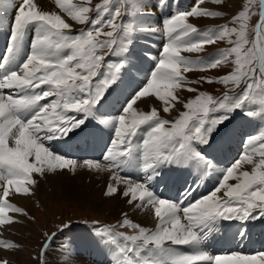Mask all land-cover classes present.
Masks as SVG:
<instances>
[{
	"label": "snow or ice",
	"instance_id": "1",
	"mask_svg": "<svg viewBox=\"0 0 264 264\" xmlns=\"http://www.w3.org/2000/svg\"><path fill=\"white\" fill-rule=\"evenodd\" d=\"M204 2L196 0L190 10L177 11L163 26H155L145 25L139 19L141 14L150 12L146 0H104L96 6L95 18H90L91 9L87 6L77 5L72 0H56L73 21L89 25L71 34L65 31L71 26L60 15L38 10L34 0H20L18 7L14 0H0V23L7 21L10 9L16 10L9 48L0 65L4 68V75L0 76V226L16 222L8 215L9 210L28 215L23 208L8 202L12 186L16 194L30 196L37 183L33 173L43 176L46 171H75L77 160L53 153L45 144L81 127L107 88L119 78L124 64L106 65V56L118 54L117 50L124 52L141 32L158 33L165 39V45L161 55L155 58L157 67L146 86L124 106L118 117L100 120L105 127L114 129V139L103 157L106 163L87 160L81 165L112 172L116 185L121 182L127 185L122 195L129 198L128 203L138 201L136 208H150L158 221L157 227L153 231L125 219L121 227L138 230L135 234L118 232L99 222L94 224L95 232L112 248L113 264H264V253L212 255L202 247L214 226L222 220L246 222L264 217V127L246 140L245 154L223 170L220 183L209 195L193 200V189H189L184 196L189 203L185 204L183 200L172 202L160 198L148 187L152 176L158 174L159 166L184 158L196 160L214 171V166L195 145L207 144L211 134L232 111L242 109L247 115H259L264 120V0H248L244 9L232 17V22L239 27L224 25L201 32L188 22L189 17L222 15L200 7ZM213 2L223 4L224 0ZM160 3L161 7H166L168 0H160ZM257 5L258 11L254 10ZM126 6L130 11L122 12ZM122 14L132 19L117 22ZM257 14L260 22L255 28L256 38L250 41L248 21ZM32 24L37 26V35L31 52L20 62L25 33ZM105 28L111 30L104 31ZM225 39L233 46L221 50L211 61L182 55L183 52L199 53L205 45ZM65 51L67 55H63ZM18 63V67H9ZM228 63L234 64L233 70L215 82L226 87L231 85L230 91L243 83L244 89L235 96L225 94L217 98L199 91L194 99L183 104L186 110L175 120L162 118L156 108L144 112L134 107L141 98L154 95L163 102V111L167 113L173 102H179L175 95L177 89L197 92L198 89L189 85L213 82L190 81L184 73L216 69ZM104 68L107 69L104 78L94 83V78ZM4 89L12 90L11 94L5 95ZM49 97L54 98L41 103ZM250 104L258 106L259 112L250 110ZM221 110L223 115H212ZM69 112L83 113L84 119L68 115ZM141 131L144 138L137 144L134 138ZM138 150L142 151L144 182L120 175L122 167ZM257 154L259 160L254 159ZM242 163L252 165L253 170L239 171ZM230 180L236 183H229ZM116 185L109 184L104 195L114 197L118 193ZM222 190L223 195H218ZM69 226L70 223L64 224L61 230ZM178 245L189 246L192 251H180L175 247ZM48 246L45 243L41 255ZM0 247L18 249L20 245L0 239ZM0 264H8V261L0 260Z\"/></svg>",
	"mask_w": 264,
	"mask_h": 264
},
{
	"label": "bare ground",
	"instance_id": "2",
	"mask_svg": "<svg viewBox=\"0 0 264 264\" xmlns=\"http://www.w3.org/2000/svg\"><path fill=\"white\" fill-rule=\"evenodd\" d=\"M53 0H34L38 8H45L46 10H53ZM20 1H14L18 7ZM195 2V0H176L173 8L169 13L164 12L165 20L161 19L157 12L158 0H146V5L150 9L147 14H141L139 16L140 21L145 25L163 26L164 22L177 11H183L188 5ZM53 5V6H52ZM153 5V7H152ZM152 7V8H151ZM200 7L208 8L207 3L204 2ZM210 8V6H209ZM153 9V10H152ZM11 13L16 14L14 8L9 10ZM44 11V10H43ZM154 19H156L154 21ZM13 23L12 14L11 18H8L4 23H0V39L4 42H8L10 38V25ZM36 25L32 24L28 27L24 37L23 50L20 58L22 62L27 54L24 53L25 47L28 53L31 52L27 45L35 38L33 35L36 30ZM37 35V32L35 36ZM8 40V41H7ZM165 41L158 33H146L141 32L136 35L132 41L131 50L133 53L140 54L138 60L130 58L129 50H125L118 54H109L106 56L105 63H123L124 68L119 74V78L111 84V87L107 88L106 92L111 95L106 100L97 103L93 109L92 115L88 116L84 120L81 127L75 129L74 133L80 131L81 133L75 138H68L64 136L60 139H52L47 141L45 146L48 147L53 153L59 154L63 157L77 160L78 164L75 171H69L67 169L57 170V172H45L43 176L33 173V178L37 181L33 192L30 196H23L15 193V187L9 189L8 202L15 204L18 207L23 208L26 212L28 204L32 198L38 200L39 195L45 193L48 187L54 195L75 198L76 200L83 202H93L96 199H101L106 203V210L108 214H116L122 218L129 217L131 220H135L140 223V226L152 229L153 231L157 227V219L154 217L152 210L144 208H136L135 204L128 203V199L122 195V192L126 189L127 185L123 182L116 185L113 180V173L110 171H97L95 169L81 166L84 161L89 159H81L77 156L78 152L86 149L92 140H106L108 144L104 150L107 153L108 145L110 147L114 138V129L105 127L100 123L101 119L109 117H118L124 106L147 84L151 74L157 67V60L155 58L161 55L162 43ZM1 42V41H0ZM32 45V44H30ZM6 46V45H5ZM0 46V60L5 56V53ZM8 49V48H7ZM204 50V49H203ZM203 52V51H202ZM206 52V51H205ZM204 52V53H205ZM67 51L63 55H67ZM215 57V55L213 54ZM206 55H203L205 58ZM201 57H195V60H200ZM194 60V59H193ZM125 69V70H124ZM123 72V73H122ZM105 71L101 70L98 80L104 78ZM190 85L189 87H191ZM179 90L188 95L189 91L186 88ZM5 95L11 94L12 90L4 89ZM39 91V89L37 90ZM176 93V92H175ZM181 93V94H182ZM183 95V94H182ZM54 97H52L53 99ZM47 102V101H46ZM134 107L138 111L149 112L152 108H156L158 111L162 110L163 102L158 97L151 95L147 98H141L137 101ZM259 112V111H258ZM68 115H73L69 112ZM81 116L78 119H83ZM90 127L92 134L89 135L85 132V129ZM146 127V126H145ZM264 127V120H261L259 115L257 117H239L233 122L230 127L221 134V137L212 143L207 145L196 144V150L203 153L208 158L211 164L214 166V171H209L206 166L199 164L193 159H181L170 163H165L156 169L157 174L152 176L151 182L148 185L150 190L160 198L176 200L181 196H185V193L189 189H193L191 192V198L198 196L203 192L208 195L215 190L220 183V176L222 171L229 166L232 161V155L241 158L246 151V140L254 134H257L261 128ZM144 138V131H141L137 137L134 138V142L137 144L142 143ZM259 154L254 159L259 160ZM133 163V171L140 174L141 182L146 179V174L143 172V160L142 151H136L130 158ZM93 162H99L105 164L104 160H91ZM30 162H32L30 158ZM253 166L247 163H242L239 171L251 172ZM121 176L126 179L132 178V173L128 166L124 165L120 172ZM136 182V181H135ZM229 183L235 184V180H230ZM109 184L116 185L118 187V193L114 197H106L104 195ZM218 195H223V190ZM207 196V195H206ZM187 204L189 200H186ZM28 209V208H27ZM28 213V212H27ZM112 214V215H113ZM127 214V215H125ZM256 213H254L255 215ZM8 215L13 218L14 223L11 225L0 226V235H5L7 230L14 232H20L21 229L26 228L27 223L24 215H17L14 211L9 210ZM249 219L246 222L235 220L232 225H224L219 222L214 226L213 232L207 238V241L202 245L203 249L211 254V250L215 247L221 250H229V254L240 253L246 256H256L260 253H264V217L254 219L251 222ZM19 221L23 223L20 225ZM25 224V225H24ZM240 233H243L241 235ZM7 237V236H6ZM60 239L52 241L51 252H46V256L43 260V264H113L114 252L110 246H107L105 242L97 236V234L91 236L89 232L80 231L74 238L66 236L63 238V245L59 242ZM62 242V241H61ZM241 244V248L236 250V245ZM61 245V246H59ZM66 245V246H65ZM206 245L211 246L210 250L206 248ZM178 250L186 252V248H181L180 245L175 246ZM58 249V251H55ZM63 252L61 253L60 250ZM53 256V253H55ZM92 252V253H91ZM7 257L11 258L13 253L8 251H1ZM217 255H221L218 253Z\"/></svg>",
	"mask_w": 264,
	"mask_h": 264
},
{
	"label": "rangeland",
	"instance_id": "3",
	"mask_svg": "<svg viewBox=\"0 0 264 264\" xmlns=\"http://www.w3.org/2000/svg\"><path fill=\"white\" fill-rule=\"evenodd\" d=\"M14 1L16 2L20 0H14ZM72 2L77 5H83V6H87L91 8V12L93 13L94 12L93 8H96L97 5L102 4L104 0H72ZM205 2L207 3L208 10L220 12L222 13V15L218 17H206V16L205 17H195V16L189 17L188 22L193 24L195 27H198V30H200L201 32L207 29L215 30L224 25H227L229 28L239 27L238 24H234L232 22V17L237 15L240 11L244 9V6L248 3V0H224L223 4L214 3L213 0H205ZM52 3L54 5V6L52 5L53 10H46L45 8H42V10L41 8H38V10L40 11L44 10L50 13L55 12L56 14L60 15L65 20V22L71 26L70 29H74L78 27L79 25L82 27H85V25L78 24L76 21L71 20L70 16H68L70 18L67 20V15L61 13L58 10V8L60 10L62 9L57 5L56 0H53ZM193 4H195V2L188 5L185 8V10H190ZM254 10L258 11V5L254 8ZM129 11L130 9L127 8L123 12H129ZM10 13L11 12L9 11L8 18H11ZM95 16H96V10H95V13L93 14V17ZM127 16L130 17V15H127ZM257 17H258L257 15H253L248 21V27H249L248 39L250 41L253 40V38L251 37V34H252L251 31L253 32L254 22L257 19ZM120 18L121 17L117 18V22L119 21ZM155 20L156 19H154V21ZM110 30H107V31H110ZM9 33L11 36V30ZM34 33L36 34V30L34 31ZM35 34L33 35L34 37H35ZM233 39L235 40V37H233ZM0 41H1L0 46L1 48H3L2 50L6 54L7 48H9L10 40L8 42H4V40L0 39ZM32 43H33V40L30 41L27 45V47L29 46L28 49L30 50H31L30 44ZM232 46L233 45H230L226 39L218 40L213 44L205 45L203 52L202 51L199 53L183 52V54L187 57H190V59L193 58L195 60V57H196L195 55H200L207 50H211L215 47H219L220 50H226ZM131 47H132V44H130L127 47L126 51L129 50L130 55H132L130 58H132L133 60H138V57L140 54L133 53L131 50ZM220 50L218 51L214 50V51L219 53ZM24 53L28 54V50L26 47L24 49ZM201 58H203V55L201 56ZM233 68H234V64L228 63L216 69L192 70L190 72L184 73L188 77L187 78L184 75L186 79L190 81L191 80H212L213 82L212 83L205 82V83H201L198 85L192 84L191 87L198 89V91L197 92L189 91L188 95L182 92H178V89H177L175 95L179 98V102H173V107L167 113L163 111V107H164V104H163L162 110L159 111L160 116L164 119L175 120L176 118H178L179 114L182 111L186 110L183 107V104L187 103L191 99H194L195 96L198 95L199 91L207 92L208 94L214 97H218L222 91L224 92L226 91L225 94H228L229 96H235L236 94L240 93L245 87L243 83H241L239 88H235L234 90L230 91V89L232 88L231 85L226 87L225 85L215 82L218 78L229 74L233 70ZM110 87L111 85L108 87V90ZM179 90L183 91L184 89L180 88ZM109 96L111 95L108 93V91L107 92L105 91L104 96L99 101V103L109 98ZM51 99L52 97H49L47 98V100L41 101V103H46V101L48 102V100H51ZM236 111L238 112V111H245V110L236 109ZM223 114H224L223 110L215 113L216 116H221ZM244 117H247V116H244ZM248 117H252V116H248ZM230 120L231 118L229 117L227 120L224 121L223 124L219 126L222 128ZM166 127H170V125ZM229 127H227L224 130V132ZM220 137L221 135L218 136L215 141H217ZM202 145H207V144H202ZM206 195H208V193L203 192L201 195L198 196V200L205 197ZM168 200L172 202H180L181 200H183L184 202H186V200L184 199V196H181L180 198H176V200H171V199H168ZM27 208L26 210L28 212V215L25 216L27 223L26 225L24 224L26 228L21 229L20 232H14L11 230H7L6 233H4L5 235H2V234L0 235V239L8 240V241H11L13 243L20 245L18 249H6L3 247H0L1 251H8L10 253H13L11 255V257L13 256L12 259L7 257V255H4L3 253H1L0 255V260L6 259L8 261V264H43V259L45 258L47 254L46 252L52 251L51 249L52 241L60 239L59 242L62 243L61 245H63V233H65L67 229H78L79 223H82L83 225L88 226V227H94V224H96V222H99L100 225H108L110 227H114L115 229H119L128 235L135 234V232L138 231V230H132L129 227H121L125 219L131 220V218L129 217L122 218L121 216H118L113 213H112L113 215L108 214L106 210V203H104L101 199H96L93 202H88V203L83 202L82 203V201L76 200L75 198L73 199L72 197L69 198V197L54 195L50 187H48V190H46L45 193H42L39 195L38 200H35L34 198H32ZM16 214L21 215L20 213H16ZM131 221L140 225L139 222L133 219ZM22 223H23L22 221H19L20 225ZM69 223H70L69 227H66L65 229L61 230L64 224H69ZM89 233L93 237L96 234V232H89ZM50 237H52L51 239L52 241L50 240L49 242ZM45 243H48L49 246L47 250L43 252V255H41V252H42V249ZM239 248H241V244L236 245V250H238ZM55 251H58V249H55ZM180 251H183V250H180ZM60 252L62 253L63 249L62 251L60 250ZM55 254L56 252L53 253V256H55ZM52 263L55 264L56 261L53 259Z\"/></svg>",
	"mask_w": 264,
	"mask_h": 264
}]
</instances>
